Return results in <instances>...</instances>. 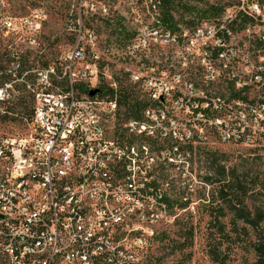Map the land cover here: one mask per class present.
I'll use <instances>...</instances> for the list:
<instances>
[{
	"label": "built area",
	"instance_id": "1",
	"mask_svg": "<svg viewBox=\"0 0 264 264\" xmlns=\"http://www.w3.org/2000/svg\"><path fill=\"white\" fill-rule=\"evenodd\" d=\"M148 1L162 17L161 0ZM13 3L0 0V56L14 65L0 88V101L19 83L31 98L32 113L28 133L0 146V157L10 164L9 174L0 179V207L23 217L0 225V249L5 248L8 264H140L111 247L113 229L123 220L122 200L130 196L123 185L153 182L147 183L155 160H147V151L156 136L168 141L164 149L178 154L207 130L224 142L264 139V92L245 95L253 85L264 89V65L251 64L248 53L232 47V29L222 21L190 28L196 36L187 43V36L155 34V27L165 26L155 18L126 51H157L165 65L160 68L155 60L150 69L126 72L147 95L140 117L127 121L116 83L98 88L101 58L94 32L80 27L75 45L56 62L24 70L23 55L42 38L50 0H23V14L12 10ZM248 15L259 18L260 6L252 5ZM171 60H180L181 76L170 72ZM211 87L221 89L224 99H213ZM92 90L98 92L91 96ZM113 201L120 205L113 207Z\"/></svg>",
	"mask_w": 264,
	"mask_h": 264
},
{
	"label": "rangeland",
	"instance_id": "2",
	"mask_svg": "<svg viewBox=\"0 0 264 264\" xmlns=\"http://www.w3.org/2000/svg\"><path fill=\"white\" fill-rule=\"evenodd\" d=\"M130 1L86 0V4H83L81 0H50L49 6L44 9L42 38L35 50L23 55L24 70L56 62L75 45L81 27L83 32L89 30L98 36L97 50L101 58L98 88L106 90L116 83L118 91L131 88L139 100H146L144 88L135 85L121 66L126 63L116 59L118 54L127 53L126 50L137 43L138 36L154 24L155 18L159 21L163 18L156 16L148 0H136V6L129 5ZM103 3L105 7L101 6ZM252 5L260 6L262 15L259 18L248 15ZM12 10L23 14V0H14ZM164 11L160 9L161 13ZM170 12L175 23L170 30L187 33L189 29V35L185 34L187 43H194L196 36V30L190 28L222 21L232 29V47L239 53H248L251 64L264 65V0H175ZM79 16L82 20L80 24L76 22ZM250 18L253 21L246 22ZM189 21H193L194 27ZM162 30L155 34H163ZM106 48L110 49V55L113 54L110 57L113 58L111 63H107L102 54L107 53ZM150 54L154 65L155 60H158L160 68L165 65V56H159L157 51ZM239 65L241 71L245 69L242 64ZM126 66L133 65L129 63ZM168 66L169 63L166 68ZM10 69L13 70L14 65L5 62L4 57L0 56V88H5L4 83L9 82ZM170 72L173 76H181L180 60H171ZM168 75L173 77L170 73ZM254 87L257 86L246 89L247 97L253 98L258 91L264 92V89ZM7 90L10 96L0 101V146L7 141L23 138L30 129L32 103L29 94L19 83ZM225 90L227 92V88ZM21 102L24 105L20 106ZM125 109L124 104H121L120 112L127 119ZM178 117L180 119L184 116L179 113ZM166 122L168 120L164 125ZM167 144V140L163 141L162 137L156 136L152 141V151H147V160H155L148 174L147 183L153 181L151 184L139 183L133 188L123 185L124 194L130 196L122 200L123 220L116 225L117 229H113L112 249L122 248L140 264H254V231L242 222H238L235 230L230 214L222 221L231 240H219L221 238L214 225V208L219 205V184H209L206 179L211 176L209 171L213 168V158L220 155L227 168L234 169L246 183L250 179L257 181V178L264 175V139L255 138L249 144L224 142L214 132L207 130L191 145L192 150L185 146L186 150L178 154L164 149ZM9 168L8 160L0 157V179L9 174ZM141 175L145 176L146 171L143 170ZM155 182L158 188L153 185ZM164 198L172 201L174 207L161 203ZM119 203L113 201L112 206L116 207ZM6 211L5 205L0 207V215H3L0 216V225L4 221L23 220L22 216L7 214ZM4 249H0V264L9 263Z\"/></svg>",
	"mask_w": 264,
	"mask_h": 264
},
{
	"label": "trees",
	"instance_id": "3",
	"mask_svg": "<svg viewBox=\"0 0 264 264\" xmlns=\"http://www.w3.org/2000/svg\"><path fill=\"white\" fill-rule=\"evenodd\" d=\"M174 3L175 0H161V8L165 9L164 13L160 12L163 18V24L169 27V29L175 26L173 17H171L172 15L170 14V11L174 8ZM250 20L253 21L250 18L249 21L246 22H250ZM189 22L191 26L194 25L193 21ZM118 101L120 105L124 104L126 107L125 115L127 119L140 117L141 112L147 106L146 100H139L134 90L131 88H125L119 91ZM22 105H24V102L20 103V106ZM30 111L32 113V105ZM185 148L186 147H180L179 152L186 150ZM187 148L192 150L191 145ZM213 156H215V154H213ZM212 167L213 168L210 169L211 171H209L211 176L206 180L209 184H219V189L217 191L219 205L214 208L216 212L214 225L217 227L219 238H221L219 240L225 238L231 240L229 233L225 231L226 227L222 221L223 218L230 214L232 219L231 223L233 227H235V230L238 226V222H242L254 231L255 237L252 240V248L255 254L254 264H264V175L259 179L257 178V181H252V179H250L249 183H246L243 177H240L234 172V169L227 168L226 163H223L220 155L218 158H213ZM154 185L158 188L156 182ZM257 185L259 186L257 187L258 190L255 191V186ZM162 202L168 207H174L172 206V201L168 198H164ZM184 206L185 205H182L181 207L185 208Z\"/></svg>",
	"mask_w": 264,
	"mask_h": 264
},
{
	"label": "bare ground",
	"instance_id": "4",
	"mask_svg": "<svg viewBox=\"0 0 264 264\" xmlns=\"http://www.w3.org/2000/svg\"><path fill=\"white\" fill-rule=\"evenodd\" d=\"M128 3H129V5L132 6V5H134V0H131ZM162 28L165 31H163ZM161 30H162L163 34L170 35V36H177V35L178 36H184L185 34H187V33H184V32L176 33L177 31L176 32L171 31L169 28H166L165 26L155 27V33L159 32V31L161 32ZM140 39H141V34L138 36L137 43L140 42ZM103 48L105 49V47H103ZM129 49H133V47L129 48ZM109 51H110V49L106 48V52L107 53H104V52L102 53L106 57L107 63H111L112 62L111 60L113 59V58L110 59V57L113 54L110 55V53H108ZM116 60L118 62L126 63L125 65L122 64L121 66L123 67L124 71L127 72L128 74L137 73L138 72V66H141V69H150V65H154V62L152 60V55L151 54L150 55L141 54V51H134V52H131L130 54L127 51V53H124L123 55L122 54H118V59H116ZM129 63H131L133 66L132 67L126 66ZM211 94H212L213 99H216V100H223L224 99V92L221 89H218V87H211ZM127 121H134V118H129V119H127Z\"/></svg>",
	"mask_w": 264,
	"mask_h": 264
},
{
	"label": "water",
	"instance_id": "5",
	"mask_svg": "<svg viewBox=\"0 0 264 264\" xmlns=\"http://www.w3.org/2000/svg\"><path fill=\"white\" fill-rule=\"evenodd\" d=\"M97 92H98V90H92V91L90 92V95H91V96H94Z\"/></svg>",
	"mask_w": 264,
	"mask_h": 264
}]
</instances>
